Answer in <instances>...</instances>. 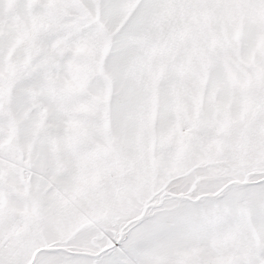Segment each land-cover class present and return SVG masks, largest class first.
<instances>
[{
    "label": "snow or ice",
    "instance_id": "snow-or-ice-1",
    "mask_svg": "<svg viewBox=\"0 0 264 264\" xmlns=\"http://www.w3.org/2000/svg\"><path fill=\"white\" fill-rule=\"evenodd\" d=\"M0 264H264V0H0Z\"/></svg>",
    "mask_w": 264,
    "mask_h": 264
}]
</instances>
